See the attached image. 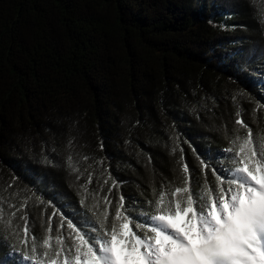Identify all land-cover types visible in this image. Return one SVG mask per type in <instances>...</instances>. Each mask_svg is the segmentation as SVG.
Listing matches in <instances>:
<instances>
[{"label":"trees","instance_id":"obj_1","mask_svg":"<svg viewBox=\"0 0 264 264\" xmlns=\"http://www.w3.org/2000/svg\"><path fill=\"white\" fill-rule=\"evenodd\" d=\"M263 70L264 0H0V199L110 227L121 195L155 214L183 163L215 195L220 150L264 142ZM36 230L33 252L0 221V257L42 259Z\"/></svg>","mask_w":264,"mask_h":264},{"label":"snow or ice","instance_id":"obj_2","mask_svg":"<svg viewBox=\"0 0 264 264\" xmlns=\"http://www.w3.org/2000/svg\"><path fill=\"white\" fill-rule=\"evenodd\" d=\"M236 123L247 127L242 120ZM223 157H230L233 167L213 168L219 173L215 195L193 189L189 166L183 163L185 186L176 187L167 199L162 193L155 203V214L132 215L129 209L135 210L134 204L126 207L121 195L110 227L107 210L93 220L86 217L84 224L79 220L73 223L77 215L73 213L67 219L71 243L65 246L57 236V248L50 254V241L44 239L42 259L20 253L18 264H264V142L256 147L248 128L236 150H220L218 161ZM201 164L209 167L203 159ZM104 200L106 205L111 203L107 197ZM22 219L27 243V217ZM133 220L138 222L135 228L147 227L151 235H138L131 227ZM63 227L62 216L59 228ZM31 240L35 252L36 239L32 236ZM12 247L9 255L15 258Z\"/></svg>","mask_w":264,"mask_h":264},{"label":"rangeland","instance_id":"obj_3","mask_svg":"<svg viewBox=\"0 0 264 264\" xmlns=\"http://www.w3.org/2000/svg\"><path fill=\"white\" fill-rule=\"evenodd\" d=\"M226 3H232L235 0H224ZM247 56L249 57L250 60L254 59V58H261L263 57L261 53L257 52L256 50H254L252 47L251 48H247L245 50ZM264 71V70H263ZM258 76H261V74L259 73ZM262 80H264V73L262 75ZM63 199V198H62ZM8 201V200H7ZM4 199H0V209H3V220H0L2 223H6L8 225H12L13 227V233L16 235L18 242H19V246L20 248H24V247H31L32 245V240L31 237L34 236L35 239H37L35 232H37V228H38V238L40 237L41 240L43 241L44 239H49L50 241V245L51 247L49 248V250H55L57 248L56 246V237L59 236L60 239L63 241V244L66 246L69 243H71V240L69 239V229L67 227V219L70 218L67 217L63 212L58 211L57 209L54 210H48L43 212V218L42 220H39V222L37 223V221H35V219L37 220V213L34 214H28L27 212L23 211L22 209H17L16 207H13L10 202H7ZM65 202V200H64ZM63 201L62 203L65 204ZM119 202V198L116 197V199H114V201L112 202L111 206L116 208L117 203ZM65 206V205H64ZM66 211H70L69 209ZM13 212H15V216L11 215ZM53 213H55V215H53ZM27 217V225L29 228V239L27 241V243H25L24 240V234H23V228L25 226V220L22 219V217ZM63 216V220H64V227L63 229L59 228V225L61 223V219ZM75 220V219H74ZM79 220V219H78ZM80 221V220H79ZM74 223V222H73ZM76 223V220H75ZM79 227V225H78ZM49 228H51V232H49ZM75 237V230H72V238L74 239ZM40 242L37 243V245ZM42 243V242H41ZM42 248L44 249L43 245ZM25 254V252H24ZM4 257H0V264H11L9 263V261L4 260ZM7 262V263H5ZM28 264H32L31 261L28 262Z\"/></svg>","mask_w":264,"mask_h":264}]
</instances>
